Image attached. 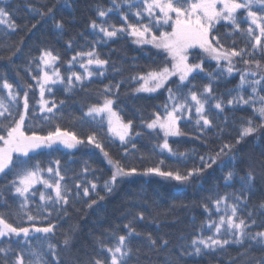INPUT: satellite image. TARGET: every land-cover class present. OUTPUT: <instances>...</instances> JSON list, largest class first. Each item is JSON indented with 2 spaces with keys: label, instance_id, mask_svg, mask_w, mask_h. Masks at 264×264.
<instances>
[{
  "label": "trees",
  "instance_id": "1",
  "mask_svg": "<svg viewBox=\"0 0 264 264\" xmlns=\"http://www.w3.org/2000/svg\"><path fill=\"white\" fill-rule=\"evenodd\" d=\"M137 3V0H131L132 6L129 7L125 0H0V7L9 11L11 21L17 26L13 29L0 24V97L7 99L4 80L13 85L21 98L28 91L31 111L24 128L27 134L34 131L47 135L59 126L85 141L74 149L51 146L34 150L25 158L28 167L38 165L42 169L41 176L53 183L59 179L53 174L59 169L64 177L61 184L71 190L67 206L41 201L40 193L54 196V190L38 183L28 194L26 207L21 209L24 198L15 193L10 184L14 174H0V214L9 223L30 227L32 222L27 220L26 213L31 212L39 217L35 221L37 227L47 226V223L58 225L51 234L30 232L27 242L23 235L0 238V247L8 250L7 255L0 253V264H5V261L13 264L17 255L24 256L25 264L30 260L34 262L33 249L42 252L49 264H93L94 259H107V254L100 251L98 240L111 246L113 238L110 234L127 235L125 225L130 221L138 235L129 238L132 252L128 264H264V243L248 237L241 244L230 243L223 248L203 249L201 246L200 255L193 253L191 245L196 236L213 235L215 229L208 227L209 220L218 223L221 215H231L230 206L233 204L237 205V215L249 225L247 232L255 235L264 231V207L261 206L264 205V127H259L264 120L254 116L252 105L226 103L238 95L236 88L241 73L246 70L256 72V76H248L249 80L264 76V49L253 50L251 37L242 31L249 25L246 11L241 10L238 14L240 30H234L228 22H221L210 34V38L218 37L227 49H245L242 58L233 59L236 71L231 75L225 72L223 78L213 82V95L223 98L222 109L215 108V99L206 105V113L212 121V126L207 128L196 125L194 113L189 120L186 112L185 118L178 122L183 134L168 138L173 151L184 155L173 156L167 149L159 147L163 143V132L148 129L147 123L155 118L156 113L163 116L165 105L171 108L173 102L169 99V89L173 94H182V102L190 90L198 94L202 92L203 86L210 82L207 74L220 69L216 61L197 50L195 59L190 57V62L203 60L204 70L192 74L189 81L181 82L178 77H172L164 87L154 92L136 91L143 84L138 79L140 75L159 70L169 63L166 54L151 44H137L135 37L129 34L130 30L110 40L102 33L98 36V29H93L91 22L95 20L101 24L106 21V26L116 27L148 25L149 18H139L132 12ZM97 8L112 9V12L106 18H100ZM49 9H52L51 13ZM124 16H127L126 21ZM57 22H61L63 28H57ZM151 28L157 35L160 31L170 30L167 26H157L155 22ZM98 40L99 43L96 42ZM93 47L108 64L103 68L94 66V75L87 77L80 67L86 58L69 62L77 53L90 51ZM45 49L59 56L56 65L65 78L62 83L51 85V92L45 96L56 102L58 110H54V114L40 111L37 103L39 86L33 79L42 75L43 66L38 67V64ZM245 60L250 63L245 64ZM255 61H259V68ZM224 66L222 62L220 67ZM73 72L85 76V79L77 82L73 78V86L69 90L67 77ZM28 85L32 88L29 89ZM106 86L111 88L110 92L105 91ZM263 89L264 86H258L260 95ZM250 92V87L246 86L242 93L245 99ZM106 96L114 101L113 107L125 123L133 122L131 137L125 143L108 131L105 118L101 121L100 116L93 119L87 115L88 108L102 104ZM256 107H259L258 102ZM22 111L21 99L19 108L13 109V115L18 119L17 113ZM249 117L253 118L257 131L241 138L242 128L247 126ZM4 123L10 124L11 118ZM93 133L112 159L119 160L125 168L138 170L136 174L118 180L110 193L103 184L109 180L113 169L103 152L94 144L87 143V137ZM225 144L231 145V150L225 148L217 156ZM200 157H204L203 162ZM212 157H216L215 163ZM160 161L164 163L161 165ZM157 165L163 171L179 170L182 174L193 168L202 169V172L184 183L157 174H143L144 169ZM50 167L53 173L47 171ZM229 171L234 175L226 183L224 176ZM248 171L254 173L255 180L251 191L245 192L240 177L246 176ZM93 182L97 184L95 192L90 188ZM76 185H81L79 196L76 195ZM83 187H89L88 197L83 196ZM225 194L229 196V207L226 210L222 202L217 210L213 201ZM237 197L246 198L237 200ZM93 200L95 204H91ZM66 233L71 236L68 246L63 243ZM149 237L156 241L155 246ZM220 238L231 239L228 236ZM165 240L168 242L166 245L163 244ZM49 243L56 246L55 256L48 249Z\"/></svg>",
  "mask_w": 264,
  "mask_h": 264
},
{
  "label": "snow or ice",
  "instance_id": "2",
  "mask_svg": "<svg viewBox=\"0 0 264 264\" xmlns=\"http://www.w3.org/2000/svg\"><path fill=\"white\" fill-rule=\"evenodd\" d=\"M132 6L131 0H125ZM260 7L264 9V0H143V12H146L149 17H153L155 24L159 27L167 26L170 31H160L159 35L152 31V28L148 25H144L142 28L136 24H126L120 27L115 25H107L106 21L101 24H97L95 20L91 22L93 29H98L97 35L103 34L104 38L112 39L117 37L118 34L129 31V34L135 37L137 44H151L155 48L160 49L166 54L169 63L161 67L159 70L149 71L147 74H142L138 77L139 80L143 81L141 87L137 88L136 91L154 92L159 88L164 87L172 77H178L181 82L189 81V77L194 73L202 72L204 70V61L201 60L198 63H191L190 57L195 59V53L197 50H201L202 53L209 59L216 61L218 68L220 69L216 73L209 72L207 75L210 78V82L203 86V91L199 94L196 91H189L187 95L173 94V90L169 89V99L173 102L171 108L167 105L164 106V115L160 113L155 114V118L151 122L147 123L148 129H159L163 132V143L159 145L161 149H167L173 156H183V153H176L170 147L168 138L170 136H181L183 133L179 127L178 122L185 118V113H188V119H191L193 113L197 117L195 123L197 126L207 128L212 126V121L206 113V105L213 99L216 100L215 108L222 109L224 105L223 98H217L213 95V82L223 78L224 73L231 75L236 71L233 59L237 57H243L245 49L237 50L235 47L227 49L221 44L218 37L210 38L211 32L216 28L217 24L221 22H228L234 26V30H240V23L237 22V15L241 10L246 11L247 19L251 21L246 30V34L251 37L253 43L252 49L257 48L264 49V12L254 11V7ZM33 11H37L33 9ZM49 13L52 9L48 10ZM112 9H101L97 8V13L100 18H106ZM44 15L43 12L40 13ZM137 16H141L142 12L137 11ZM124 20H127V16H124ZM0 24H6L9 28L15 29L17 26L14 21H11L10 13L6 8L0 7ZM35 27V25H33ZM57 28H63L61 22L56 23ZM111 29V30H110ZM99 43L100 41H96ZM106 42V41H105ZM78 58H86L85 63H81L80 67L84 69L85 75L91 77L94 73L90 70V67L95 65L98 68H103L108 64V61L101 59L99 53L93 47L90 51L77 53L69 63L75 62ZM59 60V56L54 54L53 51L45 49L39 56L38 67L42 64L43 69H50L51 72L42 69V75L34 76L39 86L40 99L37 101L40 111L54 114V110H58L57 104L54 100L50 101L45 99L46 90L50 93V85H55L58 81L63 82L64 77L61 76L59 70L55 68L56 62ZM224 62L225 66L220 67L221 63ZM245 64H249L250 61L245 60ZM256 67H260L259 61L254 62ZM103 74V73H101ZM256 76V72L245 71L240 74V81L237 85L236 90L238 95L232 99L227 100L228 105L234 103H243L245 105H252L254 108V116H258L261 120H264V95H260L258 86H264V76H261L258 80H249L248 76ZM73 78L77 82H83L85 76L79 73L73 72L67 77V83L70 88L73 86ZM137 79V77H133ZM250 87L251 92L247 99L242 94L245 87ZM118 88L119 85H116ZM195 87V86H193ZM3 88L7 89V99L0 97V174H7L11 172L15 178L10 182L14 188L15 193L19 194L20 197L24 198V203L21 204V209H24L29 199L28 194L33 189V186L42 183L47 188L54 190V196H45L42 192L40 193V200L51 202L52 205L61 204L67 206L70 203L71 190L67 186L62 185L61 181L64 179L60 175L59 169L53 173V169L50 167L47 169L49 173H53L54 176L59 177L55 182L44 179L41 176L42 169L38 165L28 167V161L25 159L29 156V153L39 149L41 147H51L54 143H61L67 148H75L77 145L83 144L85 141L78 138L73 132L62 130L57 126L54 130L49 131L47 135H39L36 132H32L31 135L27 134L24 130L26 117L31 111L29 104V93L24 92L23 97H20L19 92L13 89V85L8 83L7 80L3 82ZM31 89L32 85H28ZM106 92H110L111 88L106 86ZM22 99L23 111L18 112V119L13 115V109H18L20 106V100ZM257 102L259 107H256ZM63 103V101H61ZM114 101L111 98L105 97L102 104L92 105L88 108L87 115L95 119L97 116L101 117V121L104 116L108 117V131L114 136L119 137L121 143L127 142L131 137V129L133 126L132 121L124 123L120 120L117 113L113 110ZM49 104L51 106H49ZM11 118V123H4L5 120ZM202 122V123H201ZM264 127V124L259 125ZM257 131V126H253V118H247V126L242 128L241 138L249 136ZM139 135V133H136ZM239 142V140L237 141ZM87 143L94 144L99 148L105 158L108 160V164L112 166V175L109 180L105 181L103 188L107 192H111L113 187L116 185L118 180L123 179L126 176H131L137 173V168H125L119 160L111 158L107 151H104L102 144L96 139L95 133L87 137ZM231 145L225 144L221 147L220 152L217 153L219 156L227 148L231 150ZM203 162L204 157H200ZM216 157H212V162L215 163ZM164 162L160 161L162 165ZM59 165V161H56ZM210 167L211 165H206ZM88 171L87 168L84 170ZM202 172V169L193 168L187 171L186 174H182L179 170L176 171H163L159 165L155 167L146 168L143 174H157L159 176L174 179L179 182H188L191 177ZM234 175L233 171H229L225 176L224 180L227 183L232 179ZM243 181V191L249 192L253 188V182L255 175L252 171H248L246 176L240 177ZM76 195H80L79 189L81 185H76ZM90 188L93 192L97 189L96 183H90ZM83 196H89V187H83ZM103 199V197H99ZM229 196L225 194L220 198L213 201L219 210L220 205L224 202L225 209L229 207L227 204ZM246 197H237V200L244 199ZM96 201H92L91 204H95ZM89 204V207H91ZM264 207V205H261ZM231 207V215H221L219 222H213L209 220L208 227L214 228L215 233L213 235L202 237L196 236L191 240L193 246V253L200 255L203 249H216L223 248L225 245L230 243H243L245 237H248L252 241H259L264 243V231L258 232L255 235L247 232L246 229L249 225L245 219L240 218L237 215V205L233 204ZM207 208V205H205ZM47 212V208L44 209ZM66 214V209H65ZM27 220L31 223L30 227H17L12 223H9L0 214V238H6L11 236L20 237L23 235L25 242L29 239V233H45L51 234L54 232L58 225L53 223H47V226L37 227L35 221L39 218L34 216L31 212L26 213ZM48 215H51L49 212ZM251 215V214H249ZM143 218V214H140ZM47 221V216L44 217ZM131 221L125 225L127 229V235H116L111 233L113 238V244L108 246L103 241L98 240L100 251L102 254H107V259H94L93 264H128V259L132 249L129 247V238L132 235H138L134 227H131ZM255 224V221H252ZM222 236L231 237V239H221ZM153 246L156 241L149 237ZM71 242V236L67 233L64 238V245L68 246ZM168 242L165 240L163 244L166 245ZM202 246V247H201ZM55 245L48 244V249L52 251L55 256ZM5 248L0 247V253L7 255ZM184 253V254H193ZM31 255L35 257V261H29L28 264H49L47 259L43 258V253H38L35 249L32 250ZM7 264V261H5ZM13 264H25L24 256L17 255ZM58 264V262H57Z\"/></svg>",
  "mask_w": 264,
  "mask_h": 264
},
{
  "label": "rangeland",
  "instance_id": "3",
  "mask_svg": "<svg viewBox=\"0 0 264 264\" xmlns=\"http://www.w3.org/2000/svg\"><path fill=\"white\" fill-rule=\"evenodd\" d=\"M138 1V3H137V5H136V7H134L133 9V11L132 12H134L135 14H136V12L139 10V11H141L142 12V15L141 16H138L139 18H142L143 19V17H146V18H149L150 19V21L147 23L148 24V26L149 27H152V24L154 25V22H155V20H154V18L153 17H149L148 16V14L146 13V12H143V0H137ZM253 10L254 11H258V12H264V9H261L260 7H254L253 8ZM239 14V13H238ZM246 15V17H247V13L245 14ZM248 20V19H247ZM239 21V17H238V15H237V22ZM249 21V23H251V21L250 20H248ZM144 26V25H143ZM142 26V27H143ZM139 27H141V26H139ZM141 27V28H142ZM171 30V29H170ZM169 30V31H170ZM80 59H84V58H80ZM58 62V61H57ZM57 62H56V64H57ZM85 62H86V60H85ZM55 64V68H57V69H59L58 68V66ZM43 66V65H42ZM95 65H93V66H91L90 67V70L92 71V68L94 67ZM43 70H46V71H49V72H51V70L50 69H43ZM59 82V81H58ZM49 87H51V85L49 86ZM250 91H251V89H250ZM48 91L46 90V92H45V96H46V93H47ZM261 95H264V89H263V91H262V94ZM45 99H47L46 97H45ZM50 106V105H49ZM113 110L117 113V111L114 109V107H113ZM118 116H119V118H120V120L122 121V122H124L122 119H121V117H120V115L119 114H117ZM104 118H105V120H106V125L108 126V117L105 115L104 116ZM125 123V122H124ZM114 136V135H113ZM115 138H117V139H119V137H117V136H114ZM52 146H61V147H64V148H67L66 146H64L63 144H61V143H59V142H57V143H54V144H52ZM42 148H48L47 146H45V147H41V148H39V149H42ZM67 149H74V148H67ZM36 150H38V149H36Z\"/></svg>",
  "mask_w": 264,
  "mask_h": 264
}]
</instances>
